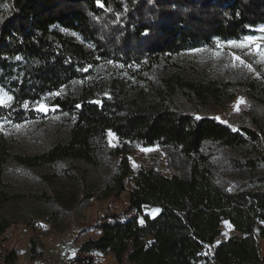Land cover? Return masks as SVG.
<instances>
[{
    "label": "trees",
    "instance_id": "1",
    "mask_svg": "<svg viewBox=\"0 0 264 264\" xmlns=\"http://www.w3.org/2000/svg\"><path fill=\"white\" fill-rule=\"evenodd\" d=\"M3 2L0 86L13 101L0 106V119L20 122L35 117V110L25 103L67 89L76 80L83 84L54 99L71 117L64 142L40 154H21L11 149L8 135L0 130V177L12 166L61 165L66 173L78 176L81 189L75 199L80 203L119 197L133 179L126 209L102 217L95 225L97 233L76 245L66 264H95L97 254H111L118 264L263 263L264 127L234 128L176 104L177 96L198 107L230 101L236 95L231 85L212 79L194 81L174 71L157 83L146 81L132 93L119 79L87 77L92 74L89 66L100 61L151 69L215 39L250 34L264 24V0ZM59 28L79 33L91 48ZM109 130L120 144L104 147ZM134 143L175 148L187 163L186 172L168 175L145 166L134 171L129 158ZM101 146L114 159L105 173ZM229 167L236 174L226 178L220 171ZM91 168L102 173L99 181L90 180ZM23 197L0 187L1 204ZM35 197L53 201L46 192ZM145 206L160 211L151 216ZM223 219L235 233L216 243ZM11 224L0 219V235ZM19 258L18 249L0 248V264H17Z\"/></svg>",
    "mask_w": 264,
    "mask_h": 264
},
{
    "label": "rangeland",
    "instance_id": "2",
    "mask_svg": "<svg viewBox=\"0 0 264 264\" xmlns=\"http://www.w3.org/2000/svg\"><path fill=\"white\" fill-rule=\"evenodd\" d=\"M3 6L4 2L0 0V9ZM59 29L91 48L90 43L79 33L66 28ZM262 29L264 24L254 27L250 34L237 39H215L211 44L189 49L168 60H163L151 69H145L138 64L100 61L94 66H89L88 70H92V74L87 78L97 80L116 78L123 81L132 93L146 81L157 83L160 77L174 71L194 81L217 80L231 85V89L236 91L233 99L230 101L225 99L224 103L211 101L198 107L196 104L184 103L177 96L176 104L197 116L219 117L218 120L227 122L234 128L241 125L264 127V55L261 54L264 52V30ZM249 36L257 39L248 41L246 38ZM228 42L243 43L245 46L236 47L235 44ZM194 49L200 51H193ZM233 54L239 56L244 63L234 60ZM249 64L251 70L246 66ZM81 84H83L82 79L76 80L67 89L46 94L42 100L28 103V107L35 110V117L20 122L0 119V130L8 135L11 149L21 154L34 155L67 140L72 126L71 117L54 104V99L57 93L59 95L68 90H75ZM248 88L249 93L246 91ZM0 89L12 96L7 89L1 86ZM250 95H256V98ZM241 97L244 102L239 104L237 110V101ZM12 101L6 106L11 105ZM40 103L45 104L48 111L38 110ZM118 144H120L119 138L115 134L109 135L108 132L104 147ZM132 150L129 158L134 171L145 166L154 167L168 175L174 171L186 172L187 163L175 148L159 144L143 146L134 143ZM100 151L105 173L113 165L114 159L103 152V146L100 147ZM81 169L82 167L79 166L76 171ZM220 172L226 178L236 174L230 167L223 168ZM99 173L98 170L91 168L90 180L99 181L101 179L99 176L102 174ZM77 178L76 175L66 173L65 167L61 165L35 169L12 166L8 167L5 174L0 177L1 189L24 195L20 200H12L4 204L0 202V219L7 218L12 221L11 226L0 235V248L18 249L20 258L17 264H66L65 258L70 256L69 253L74 247L97 233L95 225L102 217L126 209L133 179L129 181L127 190L119 197L92 199L80 203L75 199L81 189ZM39 192H46L53 201L44 202L38 199L35 194ZM156 209L153 206L144 207L145 212L151 216L157 214ZM221 228L222 232L216 243L235 233L234 227L226 219L222 220ZM260 246L264 256V245L260 243ZM95 264L118 263L111 254H97ZM122 264L131 263L126 261Z\"/></svg>",
    "mask_w": 264,
    "mask_h": 264
},
{
    "label": "snow or ice",
    "instance_id": "3",
    "mask_svg": "<svg viewBox=\"0 0 264 264\" xmlns=\"http://www.w3.org/2000/svg\"><path fill=\"white\" fill-rule=\"evenodd\" d=\"M98 4L100 2V0H97ZM101 7H103L102 4H100ZM264 30V29H262ZM248 41H255L257 38L254 37V36H249L246 38ZM228 43H231V44H235V42H228ZM236 47H243L245 46L243 43L241 44H235ZM193 51H200L199 49H194ZM262 55H264V52H261ZM17 59H19V57H17ZM233 59L234 60H239L241 64L244 63V61L239 57V56H235V54H233ZM250 70H251V65H246ZM58 95V93H57ZM13 100V97L11 95H8L6 92H4L2 89H0V106H6L8 104V102L12 101ZM243 98H238V101H237V110H239V104L243 103ZM97 103H99V101H97ZM27 103H25L24 107H27ZM77 107H79V105H77ZM38 110L40 111H48V107L43 104V103H40L38 105ZM54 110V109H53ZM199 119V117H197ZM214 119H220L219 117H215ZM109 135H114L111 130H109ZM145 151H149L151 149H144ZM156 212H159L160 210L159 209H156L155 210ZM227 223V222H225Z\"/></svg>",
    "mask_w": 264,
    "mask_h": 264
},
{
    "label": "crops",
    "instance_id": "4",
    "mask_svg": "<svg viewBox=\"0 0 264 264\" xmlns=\"http://www.w3.org/2000/svg\"><path fill=\"white\" fill-rule=\"evenodd\" d=\"M260 243H262V245H264V238L260 240Z\"/></svg>",
    "mask_w": 264,
    "mask_h": 264
}]
</instances>
